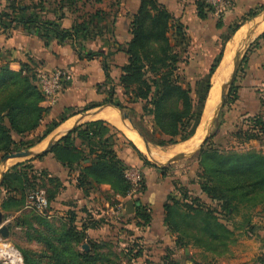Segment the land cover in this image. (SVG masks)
<instances>
[{"label": "trees", "instance_id": "obj_1", "mask_svg": "<svg viewBox=\"0 0 264 264\" xmlns=\"http://www.w3.org/2000/svg\"><path fill=\"white\" fill-rule=\"evenodd\" d=\"M48 1L7 0L6 10L0 14V27L4 25V20H8L10 24H37L34 14L36 11H43ZM81 2L83 0H55V10L64 17L62 13L66 8L74 10ZM196 5L200 19L204 20L209 13H212L211 8L203 2L196 1ZM76 11L74 10V13ZM257 14L250 12L245 21L256 17ZM103 17V12H97L91 15L89 20L82 23L76 21L70 30L62 29L56 21L43 22V27L53 33L61 43L68 40L84 42L93 38L92 31L98 23L104 21ZM172 21L173 15L160 0H141L139 9L132 18L131 39L127 44L120 45V51L125 53L128 59L121 70L119 85L134 104L144 103L143 113L153 117L155 127L160 134L153 143L160 147L187 142L195 135L193 128L202 118L208 92L211 89L210 80L223 58L221 53L215 59L209 70L205 93L200 101L197 100L193 91L183 85L179 76V55L169 37ZM238 29L239 26H233L226 40L229 41ZM176 31L182 32V28L177 27ZM259 40H264V34ZM93 57L89 56L90 59ZM245 59L246 56L243 63ZM107 66L105 65L106 72H108ZM35 75L34 69L28 65H22L19 72H13L9 67L0 70V157L2 159L15 151L20 152L24 146H27L24 143L26 138L39 129L48 112V109L42 106L44 97L38 89ZM107 84H112L109 75H107ZM112 88L114 87L108 88L109 96L103 104L124 110L125 107L121 103L114 102ZM236 90L233 83L225 106H230L236 101ZM96 107L98 106H93ZM253 123L252 133L244 134L247 141L264 137V121L256 119ZM112 132L115 133L114 135L120 134L104 121L78 126L62 138L50 152L37 159L52 154L64 167L71 170L77 167L80 170L79 188L85 190L90 185H107L114 196L125 198L131 190V185L125 178L128 167L115 153V136L111 135ZM237 136L240 137L241 133ZM76 140L83 141L86 145L85 150L74 146ZM206 145L208 143L199 154L203 172L197 177L202 193L213 202H217L222 209L225 216L222 214L220 216L230 220L229 216L239 213L240 207L244 205L253 208L264 207V155L255 151L221 153L206 148ZM32 147L27 146L28 149ZM132 147L145 165H152L158 169L135 146ZM84 163L89 164L84 166L82 165ZM20 166L21 164H18L7 172L0 186V192L10 195L5 204L6 209L14 206L19 210L26 196L27 185L33 186L38 181L37 177L30 176L27 172L28 169H34L32 166L29 168ZM41 176L43 181L47 179L43 190L46 191L51 204L59 194L62 183L58 178L50 177L47 172L41 173ZM31 190L37 189L29 188L27 198ZM17 194L21 197L20 200H16ZM170 201L171 203H167L164 207L167 213L165 225L169 231L177 234L178 238L175 248L168 249L167 258L173 257L175 260L177 248L183 249L188 245L201 247L214 256H222L228 251V246L235 242L232 240L233 234L223 225L217 211L211 207L202 204L182 206L179 201L173 199ZM198 202L200 200L196 199L195 203ZM135 208L136 217L140 220L139 227L150 224L151 215L140 200L135 201ZM71 217L73 223L76 216L73 214ZM246 221L249 224L251 217ZM72 223L53 235L48 233L45 235L41 232V242L51 255L47 256L45 252L42 255L24 252L25 264L110 263L109 255L101 252L103 244L88 242L86 231L89 225L83 224L79 229ZM86 241L94 255L82 249ZM77 246L82 250L78 251ZM139 256L140 254L136 255L137 258ZM46 257L47 263L44 262ZM173 264L176 263L173 261Z\"/></svg>", "mask_w": 264, "mask_h": 264}, {"label": "crops", "instance_id": "obj_2", "mask_svg": "<svg viewBox=\"0 0 264 264\" xmlns=\"http://www.w3.org/2000/svg\"><path fill=\"white\" fill-rule=\"evenodd\" d=\"M232 1L233 7L220 19L209 13L208 17L203 20L199 18L196 0H160L175 18L174 22L177 27L182 28V32H177L175 28L174 36L177 39L173 41L174 36L171 39V44L179 55L182 70L183 42H187L186 47L190 46L195 61L204 62L207 59H214L209 65V70L215 59L223 53L222 61L210 80L211 90L207 101L209 102L210 94H212V101L217 99V102L210 110L208 106H210L211 101L206 102L204 110L207 117L217 111L219 98L231 81L235 64L247 46L245 62H242L235 77L237 99L225 112L221 126L222 133L229 132L234 138L233 144L235 145L236 141L239 143L244 141L243 139L238 141L235 137L238 131L247 132L251 130L256 119L264 121V40H259L264 34V0ZM140 3L141 0H83L74 9L77 10L76 13L74 10L66 8L62 13L64 17L56 12L54 3L51 5L45 3V9L41 12L36 11L34 14L38 21L35 25L10 24L8 20H4V25L0 27V70L3 67H9L11 71L19 72L22 65H28L35 72L39 69L46 71L63 70L70 72L73 76L72 82L65 87L57 105L48 108L41 126L35 134L29 137L30 140L38 137V140L35 139L37 143L32 149L33 152L39 156L48 153L47 149L51 142L55 141L56 145L76 127L91 122L104 121L119 131V126L110 117L114 113L117 118L119 117L121 123H125L127 129L143 143L141 137L122 120L118 110L109 107L111 105L103 104L107 96L106 89L119 84L122 75L121 70L127 63V56L120 51V45L127 44L131 39L130 26ZM6 7L7 2L0 0V14L6 10ZM97 12H103L104 21L98 23L92 31L93 38L88 41L68 40L61 43L53 33L46 31L43 27V22L56 21L62 29L70 30L76 21L82 23L89 20L88 18ZM250 12H257L258 14L256 17L245 21ZM235 25L239 26V29L227 41L225 37L229 35L231 28ZM45 27L48 28V26ZM245 38H247L246 44ZM89 56L94 57L90 59ZM105 65H108V72L105 71ZM190 68L192 69V67ZM107 75L110 76L112 84H107ZM42 106L47 108L45 104ZM93 106L98 107L93 108ZM118 119L117 122H120ZM206 132L204 127H199L195 134L197 137L194 136L186 142L187 146L194 144L189 150L201 144ZM124 133L126 132L124 131ZM114 134V132L111 133V135ZM120 135H122L121 132L119 135H114L115 153L127 167H139L144 172V191L137 199L143 203L152 218L150 224L139 227L140 220L136 217L135 208L134 222L129 225V229L133 233L136 232L134 237L138 238L143 245L173 248L175 237H171L167 230L164 211V196L168 195L166 192L171 188L170 182L167 176L157 174L161 168L157 167V170L145 165L132 146H135L143 154L144 148L142 149L141 146L135 144V140L133 141L127 133L125 135H128L132 141L129 142L132 146L125 145L123 140L119 138ZM182 145L183 143L179 146ZM246 145L257 148L260 146L256 141ZM74 146L77 149L85 150L86 148L81 140H76ZM185 152L186 148L184 150L181 148V150L172 152V156L177 158L183 156ZM17 160L20 159L7 161L3 159L1 161L0 182L2 176L4 180V175L16 165ZM153 160L155 161L153 163L158 166H165L169 162V160L155 158ZM88 164L82 165L87 166ZM32 166L37 173L47 172L50 177L58 178L62 183L59 194L51 203L50 209L52 211L49 219L55 218L58 214L63 217L71 211H77L76 214H81V219L86 217L87 213H92L93 215L89 219H84L82 223L89 225V229L86 231L87 238L100 241L99 239L106 234L108 224H114L105 219L107 214L114 213L115 208L110 203V200L113 203L115 201L111 188L107 185H90L85 190L79 188L80 170L77 167H74V170L64 167L57 162L52 154H48L40 160L35 159ZM129 216L132 217V215ZM91 218L94 219L91 220ZM94 224L97 226H91ZM183 255L182 249L176 253L173 261L178 264H187L189 254ZM263 256L259 254L258 260L254 264H264ZM211 257L214 258L213 255ZM232 260L230 262L234 264L236 260ZM245 260L251 261L252 259Z\"/></svg>", "mask_w": 264, "mask_h": 264}, {"label": "rangeland", "instance_id": "obj_3", "mask_svg": "<svg viewBox=\"0 0 264 264\" xmlns=\"http://www.w3.org/2000/svg\"><path fill=\"white\" fill-rule=\"evenodd\" d=\"M5 1L7 2V0ZM48 2L51 5L55 2V0H49ZM47 8L49 10V7ZM220 18L221 17L217 19ZM174 21L175 18H173L172 27L169 32V37L171 39L175 35L174 34L175 28H177V25L175 24ZM230 34L231 32H229V35ZM225 38H228V36H226ZM176 39L177 38H175L174 36L172 40L176 41ZM186 46H187V42H183V70L180 66V61H179L178 64L179 76L181 78V82L183 83V85L186 88L191 89L193 91L194 97L196 99L198 98L197 100L200 101L201 100L200 98H202V95L205 93L206 85L208 84L207 77H208L209 65L212 64L214 59H210V60L207 59V61L203 60L204 62L195 61L193 59L194 58L193 51L190 50V46L189 47ZM245 49L247 51V46L245 47ZM189 67H192V69L191 68L189 69ZM234 84H235V80H234ZM112 89L114 90L113 91L114 102L121 103L125 107L124 110L123 109L120 110L122 111L123 114L129 115V117L133 122V125L137 128L138 133L143 137V139L149 145V149H148L144 141L143 143H141L144 144L143 152L145 155L143 153L141 154L144 157H146V159L151 164L155 165L158 168H161V170L157 169L158 170L157 174L161 176L162 175L167 176L168 181L170 182L171 188H169V191L166 192L168 195L164 196L165 205L167 203L170 204L171 203L170 200L173 199L175 201H179V203L182 204V206L183 204H190V205L193 204L194 206H196L197 204H202L204 206L211 207L212 209L217 211V215L219 218H221V222L223 223V225H225L226 228L233 234L232 240H235V242H233L231 245L228 246V251L222 256H214L213 254L206 252L203 248L194 245H188L184 247L183 256H185V254H189L188 255L189 257L187 258V264H231L230 261L232 259L236 260V262L232 260L234 261V264H244V262H246V264L256 263L258 260L257 259L258 255L259 254H261V256L264 255V207L259 206L253 208V206L244 205L240 207L239 213H235L229 216L230 220L220 216L221 214L224 215V213H222V209L220 208L219 204L217 202H213L205 194H203L199 186V181L197 176L202 174L203 169L201 168V164H200L201 157L199 156L201 150L200 151H196V150L201 144L199 145L195 144L197 145V147H195L192 150L189 149H191L194 144L188 145L189 146L188 147L186 142H183L182 146H179L181 143L167 147H160L155 145L153 142L157 141L160 134L155 127L153 117L145 115L143 113L142 108L144 103L134 104L133 101L130 100L129 97L125 95V92L123 91V89L119 84ZM209 93L210 91L208 92V97H209ZM106 95L107 96L105 97L104 101L108 99L109 96L108 89H106ZM211 95L212 94H210L209 102L212 101ZM214 101L212 102L214 103ZM209 102L207 101V103ZM213 106L214 105L211 104L209 110L212 109ZM228 108L229 106L226 105L220 111L218 118L213 125L212 134L205 143V144L208 143V145H206V148L211 150H218L221 153H230V152L245 153V152L255 151L264 155V137L253 141H247L245 139L244 134L252 133L253 129L248 130L247 132L238 131L235 137L237 138L238 141L241 139H243L244 141L239 143L235 140L236 141L235 145L233 144L234 138L231 136V134H229V132L222 133L221 131L222 120ZM205 113L206 111L204 110L202 118L199 120V123L193 128V132H195V134L197 133V130L199 129L200 126L204 127V131H205L207 124L211 121L209 117L205 115ZM126 123L131 127V125L128 122ZM118 130L122 134L119 136V138L123 140L122 142L125 145L132 146L131 143L129 144L131 140L127 135H125L126 133H124V131L119 127ZM239 133H241L240 137L237 136ZM33 134L35 133H32L30 136H28L27 137L28 139L26 138L24 143H26L27 146L35 147L37 143L35 139L38 140V137H35L32 140H30L29 138ZM139 134L137 135L140 136ZM254 141H256L260 145V146L258 145L259 148L246 145ZM202 142L203 140L201 141V143ZM27 146H24L20 151L33 149V147L31 149H28ZM181 148H183V150L186 148V152L183 153V160H180L178 162L171 161L173 158H176L175 156H172V152L176 150H181ZM16 152L17 151H15V153ZM180 157L181 156H179L178 158ZM153 158L160 160H169V162L165 166H158L155 163H153L155 162ZM3 159L0 157V163ZM35 159L37 158L20 159L17 160L16 165L21 164L20 166L21 168L24 166H27L29 168L30 166H32V162H34ZM150 167L154 168L152 165H150ZM27 172L29 173L30 176L37 177L38 181L33 186H31V184H29V186L27 185L26 196L23 198L24 199L23 205L19 210H16L14 206L12 207L10 206V208L8 207L6 209L5 204L8 202L10 195L8 196L6 193L0 192V201H1L0 211L5 216V220H4L5 224L9 226L10 229V236L9 239L7 240L15 249L21 252L24 259V263H25L24 252H29L31 254H36V255H42L45 252L47 256L48 254L51 255L46 251L47 249L45 245L41 242L42 240L41 232H43V234L45 235L47 233L53 235L54 233H57L60 230L66 229L68 225L72 223L71 221L73 220V218L71 216L73 214L76 216V219L73 221L72 224H74L76 227L80 229V226L81 224H83L82 222L84 221V219L86 218L89 219L90 216L93 215L92 213H87L85 215L86 217L81 219L82 218L81 214L78 213L76 214L77 211H71L70 213H66L63 217H61L58 214L55 218L49 219L38 214L36 211L32 209H28L27 190L29 188L44 189V184L47 183V179L45 178L43 181L41 172L37 173L34 169H28ZM142 173L144 177V184H143L144 186L145 174L143 171ZM142 193L143 192H141L140 196L142 195ZM15 198L16 200L21 199L19 194H17ZM114 198H115L114 203L112 200H110V203L111 205L115 206L117 197L114 196ZM196 199H199L200 202L195 203ZM137 200L138 199H136V201ZM51 211L52 209H50L49 212L51 213ZM165 216H167L166 212H165ZM249 217H251V222L247 224L246 220ZM133 218H135L134 215L130 217L125 213L124 216L118 219L114 215V213L113 214L109 213L106 215L105 219L112 221L114 224L112 223L108 224V229H106V234L103 235V238L99 239L100 241H95L92 239L90 240L87 238L88 242L90 241L98 244H103L102 245L103 248L101 252H103V254L109 255V261H110V263L108 262L105 264H173V257L167 258L168 249H169L168 247H155V246L143 245L138 238L134 237V234L136 232L133 233V231L129 229V225H131V223L134 222ZM92 219L94 218H91V220ZM167 230L171 235V237H175L174 246H173L174 249L177 240L176 238H178V235L172 233L171 231H169V229ZM85 244H87V241L85 242ZM76 249L78 251H81L83 248L81 249L80 246H77ZM181 250L182 249L177 248V251L175 252L178 253V251ZM89 252L94 255L91 249L89 250ZM137 254H140L138 258L136 257ZM211 255H213L214 258L211 257ZM249 258H251L252 260L251 261L245 260ZM47 261L48 258L44 259L45 263H47ZM97 264H101V263L97 262Z\"/></svg>", "mask_w": 264, "mask_h": 264}, {"label": "built area", "instance_id": "obj_4", "mask_svg": "<svg viewBox=\"0 0 264 264\" xmlns=\"http://www.w3.org/2000/svg\"><path fill=\"white\" fill-rule=\"evenodd\" d=\"M205 3L212 10V14L219 18L233 7L232 0H196ZM36 84L44 97V102L48 108L57 105L61 94L68 83L72 82L73 76L68 71L55 70L46 71L39 69L35 72ZM125 178L131 185V190L125 198L117 197L114 208V215L120 219L126 213L127 202H135L140 196L144 184L142 170L139 167H128ZM27 208L36 211L38 214L50 218L51 204L46 191L43 189L29 191L27 198ZM0 263L2 264H25L21 252L15 249L6 239L0 235Z\"/></svg>", "mask_w": 264, "mask_h": 264}, {"label": "water", "instance_id": "obj_5", "mask_svg": "<svg viewBox=\"0 0 264 264\" xmlns=\"http://www.w3.org/2000/svg\"><path fill=\"white\" fill-rule=\"evenodd\" d=\"M246 43H247V38H245V44ZM246 53H247V51L245 49L243 55L238 58V60H237V62L235 64L234 70H233L232 79L227 84L226 90L223 91V93L221 94V96L219 98V102H218L219 103V107H218L217 111L214 114H210L209 119L211 121L207 124L206 136H205V138L203 139V142L197 148L196 151H200L202 149V147L204 146V144L206 143V141L210 138V136L212 134V130H213V125H214L215 121L217 120L220 111L225 106V102H226L227 96L229 94L230 88H231V86L234 83L235 77H236V75H237V73L239 71V68H240V66H241V64H242V62L244 60V57H245ZM215 102H216V100L214 101L213 105L215 104ZM109 107H112L113 109L118 110L122 120L124 122H128L131 125V127L133 128V130L137 134H139L137 128L133 125V122H132L131 118L129 117V115L123 114L122 111L120 109L116 108V107H113V106H109ZM140 137L143 139V137L141 135H140ZM143 141H144L146 147L149 149L148 143L144 139H143ZM55 143H56L55 141L51 142V144L49 145V147L47 149V152L52 150V148L54 147ZM38 156H39V154L33 152L32 150H25V151H20V152L13 153V154L5 157L4 161L11 160V159H34V158H37ZM180 160H183V156H181L180 158H178V157L177 158H173L171 161L178 162ZM2 181H3V176H2V180H1L0 183H2ZM134 213H135V202L131 201V202L128 203V206H127V209H126V214L127 215H133ZM4 220H5V216L0 211V235L2 236L3 239L7 240V239H9V236H10V229H9V226H7L5 224ZM82 248L86 252H89V250H90V248H89V246L87 244H85Z\"/></svg>", "mask_w": 264, "mask_h": 264}, {"label": "bare ground", "instance_id": "obj_6", "mask_svg": "<svg viewBox=\"0 0 264 264\" xmlns=\"http://www.w3.org/2000/svg\"><path fill=\"white\" fill-rule=\"evenodd\" d=\"M227 68V67H226ZM225 68V69H226ZM217 80V79H216ZM222 82V81H221ZM215 84H216V82H214ZM222 84V83H221ZM219 86V85H218ZM217 88V87H216ZM211 104H213V102L211 101ZM210 104V105H211ZM210 106H208V108H209ZM208 110V109H207ZM108 116V115H107ZM106 116V117H107ZM111 117V119H113V120H115L114 122L121 128V129H123V131H125L129 136H130V138H132L133 139V141L135 140V144H138V145H140L141 146V148L143 149L144 148V146H143V144H141L142 142H140V140H139V138L134 134V133H131V131L130 130H128L127 129V127H126V124L125 123H121V121L116 117V114L114 113L112 116H110ZM117 119H118V121H120V122H117ZM109 120V119H108ZM116 125V126H117ZM131 129L133 130V128L131 127ZM127 135V136H128ZM195 137H197V136H195Z\"/></svg>", "mask_w": 264, "mask_h": 264}]
</instances>
